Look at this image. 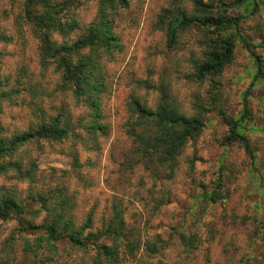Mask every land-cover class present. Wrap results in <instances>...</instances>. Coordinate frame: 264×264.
I'll return each mask as SVG.
<instances>
[{
	"label": "rangeland",
	"instance_id": "rangeland-1",
	"mask_svg": "<svg viewBox=\"0 0 264 264\" xmlns=\"http://www.w3.org/2000/svg\"><path fill=\"white\" fill-rule=\"evenodd\" d=\"M221 1L227 7L218 0H128L112 14L119 46L101 60L107 80L100 122L107 129L101 135L87 132V108L70 91L57 89L59 73L40 65L22 0H0V136L26 131L37 107L55 116L62 106L72 127L62 141L41 140L19 149L13 161L30 175H0V195L29 208L24 222H47L41 198L53 207L68 197L64 212L73 228L89 220L84 233L103 230L114 210L120 212L123 234L104 240L117 252L111 264H264V0ZM97 5L98 0H86L72 8L68 16L79 29L53 35L56 42L79 36ZM165 8L239 19L240 37L234 38L232 59L219 74L201 80L192 75L215 29L190 26L168 48L165 28L158 25ZM241 38L259 57L257 78L256 63ZM160 85L177 112L203 121L172 173L143 157L127 132L134 120L128 100L137 98L154 109ZM6 92L9 97H2ZM244 95L247 111L238 131L250 154L228 139L230 122L243 112ZM203 193L218 198L207 200ZM39 234L22 230L16 220L0 222V264H96L94 248H75L65 239L38 242Z\"/></svg>",
	"mask_w": 264,
	"mask_h": 264
},
{
	"label": "trees",
	"instance_id": "trees-1",
	"mask_svg": "<svg viewBox=\"0 0 264 264\" xmlns=\"http://www.w3.org/2000/svg\"><path fill=\"white\" fill-rule=\"evenodd\" d=\"M84 1L86 0H64L63 2L22 0V12L24 20L37 41L40 65L43 68L52 66L60 76L57 89L61 92L70 91L74 100L87 108L89 111L87 132L104 135L107 127L100 123L103 117L101 97L107 91V80L101 60L118 50L119 43L113 32L112 14L115 15L119 8L126 7L128 0H98L97 13L83 32L70 42L58 44L53 35L64 36L79 29L77 21L72 16H68V13L72 8L82 5ZM218 1L222 6L227 7L221 0ZM238 24L237 18L229 21L220 16L216 18L208 14L199 17L188 15L180 8L172 10L165 8L158 16V25L165 28L168 48H173L178 35L190 26L202 27L206 31L215 29L216 35L209 37L206 41L207 47L203 53V59L192 74L198 80L219 74L231 61L234 38L236 35L239 36ZM229 28L234 29V32H228ZM242 43L256 63L254 78H257L262 69L259 57L250 50L249 43L243 39ZM157 90L160 96L154 109L146 107L137 98L132 97L128 100L127 110L134 120L127 125V132L143 157H148L149 161H155L158 165L166 166L169 173H172L184 145L198 136L203 129V121L200 116L186 117L177 112L168 102L163 85L158 86ZM14 91L15 88L11 89V92ZM2 97H9V93L2 94ZM245 97L244 95L241 116L230 122L228 139L238 141L250 154L245 138L238 131L246 117ZM33 114L36 120L26 131L12 134L9 138L0 136V175L8 171L19 174L21 177L30 175L29 172L22 174L21 165L13 161L19 149L41 140L62 141L72 133V127L62 106L57 108L55 116L47 115L41 107L35 108ZM202 195L205 199L212 201L218 198L213 197L211 193ZM45 202L41 198L40 203L46 212L47 222L36 226L22 219L23 215L30 211L25 204L19 203L13 196L2 194L0 195V222L16 220L22 230L39 231L38 242L44 240L52 244L65 239L75 248L92 247L95 249L96 264H111L116 261L115 247L108 245L104 240L110 237L118 239L123 234L120 212L114 210L109 223L103 230L84 233V230L90 227L89 220L83 228H73L71 218L65 214V209L70 207L68 197H62L53 207L47 206ZM126 245L130 250L134 247L128 242ZM149 249L151 252L156 251L154 246Z\"/></svg>",
	"mask_w": 264,
	"mask_h": 264
}]
</instances>
